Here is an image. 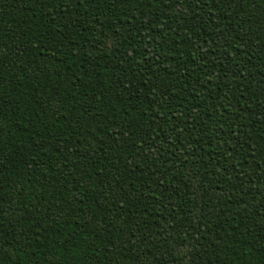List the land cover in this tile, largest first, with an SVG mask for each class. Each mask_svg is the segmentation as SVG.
<instances>
[{
	"label": "trees",
	"instance_id": "16d2710c",
	"mask_svg": "<svg viewBox=\"0 0 264 264\" xmlns=\"http://www.w3.org/2000/svg\"><path fill=\"white\" fill-rule=\"evenodd\" d=\"M0 264H264V0H0Z\"/></svg>",
	"mask_w": 264,
	"mask_h": 264
}]
</instances>
